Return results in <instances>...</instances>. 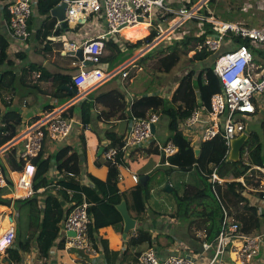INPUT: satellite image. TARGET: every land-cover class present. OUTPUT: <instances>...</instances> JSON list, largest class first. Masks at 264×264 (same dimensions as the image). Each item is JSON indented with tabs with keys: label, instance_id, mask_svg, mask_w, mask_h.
Here are the masks:
<instances>
[{
	"label": "built area",
	"instance_id": "1",
	"mask_svg": "<svg viewBox=\"0 0 264 264\" xmlns=\"http://www.w3.org/2000/svg\"><path fill=\"white\" fill-rule=\"evenodd\" d=\"M62 1L67 3L65 21L69 26L80 21L85 22L91 17L102 18L106 26V30L103 32L84 39L80 43L69 41L62 43L61 50L64 54L76 51L78 48L82 49L83 59L79 61L78 71L72 76L71 86L77 89V93L71 97L72 103L85 98L101 84L118 75L122 79L128 77L131 67L135 66L136 59L143 54L134 56L135 53L111 69L103 70L97 66L103 53L104 43L109 39L121 40L124 28L139 24L144 18H148L151 26H155L153 20H156L162 29L157 32L158 35L154 39L144 45L143 48H146L152 44L156 46L163 39L169 38L176 29L184 24L207 23L212 27V32L207 35L201 45L197 46V49L203 47L211 51L214 73L219 78L221 90L210 96L208 106L193 107L190 114L180 122V128L189 135L194 148H199L200 144L205 141L220 138L226 147L224 159L229 153L232 139L241 133L249 134L246 130L248 119L264 109V64L256 61L254 55L257 51L260 53L259 55L264 56V27L248 28L240 21L227 22L216 17L213 13L203 14L201 10L206 7L209 0H196L191 6H186L184 2L177 0L178 3L182 2V5L177 8L173 6L175 0H59V3ZM36 3V0H4L2 3L1 21L18 43L25 42L30 35L28 20L34 12ZM255 3L258 8L264 9V0H255ZM169 13L172 16L165 20L164 15ZM227 33L247 39L248 45L232 46L233 42L225 38ZM224 45L229 48L222 50ZM85 61L89 64H85ZM35 74L40 76L38 73ZM158 121V113H148L145 117H129L127 130L122 135L121 148L112 145L110 139H107L103 144L102 155L106 162L117 168L125 161V151L131 148H142L146 145L156 147L164 158L177 152L178 147L169 138L153 139L154 133H152L151 126ZM75 123L71 113H63L62 110L55 108L38 117L20 131L12 140L13 142L10 139L1 145L0 189L10 183L5 174V164L1 159V154L9 146L14 142L23 143L19 156L24 160V166L22 171L17 174L19 182L23 187H26V191L20 196L21 198L27 197L32 195L31 182L36 171V165L31 162V159L41 150L43 139L64 142V146L68 145L71 135H79V125ZM119 153H121L120 156ZM245 155L239 161L243 167L247 168L235 179H222L217 173V165L204 171L203 175L207 178L213 193L219 200L217 186L230 181L241 182L244 187L257 192L263 203L262 207H258L260 210L258 213H261L264 208V165L252 164ZM75 176L71 171L65 172V175L59 172L56 181L64 178L75 180ZM139 177L136 173L131 174L135 183H140ZM11 182L17 188L15 179ZM42 190L43 188L39 189V191ZM67 192L72 194L70 190ZM16 198L19 197L16 196ZM82 198L81 203L76 204L73 201L67 203V212L59 223L57 237L53 242L54 245L49 249V254L61 241L62 248L68 251L71 256L73 254L74 264H101L100 257L96 255L88 235L87 207L89 204L83 194ZM220 204L222 221L218 234L213 241L204 240L202 242V247L205 250L211 246L214 248L213 257L208 264H214L220 258L232 239H241L237 249L238 253L247 261H252L260 253L261 247L264 248V233L259 235L242 233L240 224L230 217L226 205L221 200ZM9 217L14 222L11 216ZM69 232L73 234H69ZM14 239L15 222L13 230L9 229L6 234L0 237V262L7 256L8 249L14 245ZM137 262L138 264H196V258L179 250L161 255L156 246L151 245L139 253Z\"/></svg>",
	"mask_w": 264,
	"mask_h": 264
},
{
	"label": "crops",
	"instance_id": "2",
	"mask_svg": "<svg viewBox=\"0 0 264 264\" xmlns=\"http://www.w3.org/2000/svg\"><path fill=\"white\" fill-rule=\"evenodd\" d=\"M3 1L4 0H0V32L6 36L8 45L10 46H8L6 50L7 59L0 64V77L3 76L8 80L10 75H12L13 81L9 88H4V90L0 91V113L15 111L20 115V123L16 126V134L11 139V142H13L12 140L16 138L17 134L30 125V123L55 108L62 110L63 113H71L76 121L75 124L79 125V135H77L78 137L76 135H71L68 145L71 151H76L77 153H81L82 147H84L85 158L84 161L80 162L81 169L77 173L59 168L54 155L64 146V142H53L47 139L45 141L44 149L46 156L51 157L49 170L47 172V177L51 181V186L55 185L57 174L59 172L65 175V172L71 171L76 175L74 177L75 180L89 186H92L93 184L90 180V176L102 180L106 179L108 171L107 162L102 155L103 150L99 153L100 147H102L108 139L105 135L106 131H111L117 136H122L128 127L129 118H122L120 116L121 113H127L126 111H129L128 105L126 104H130L135 98L145 93H156V90L152 92L153 89H140L132 86L130 84L132 79H122L119 75L104 82L88 94L83 100L91 103L90 108L92 113L91 122L88 126L83 127L80 118V104L83 101L72 103V95H68L65 90L60 88L63 84L58 87V83L53 77L67 76L72 78L74 73L79 69L80 60L75 55H72L71 52L65 54L62 52L61 42L64 40L61 39V37L65 35L67 37V40L65 41L80 43L84 39L94 37L106 30L104 20L102 18L91 17L85 22L80 21L77 24L70 25L69 29L66 31L63 28L60 29V23L55 17L51 16L50 12L48 16L40 13L36 3L34 12L28 20V30L30 35L25 42L18 43V41L11 36L7 26L1 21L3 15L1 7ZM175 2L178 4L177 0ZM139 26H142L144 29H139ZM127 29H133L137 39L134 41L127 39L125 35H123V32ZM154 29L155 26H153V30ZM150 30L151 29L148 27L147 23H139L133 27L124 28L121 36L122 38L118 41L121 49L125 48L124 42H128V40L129 42H135L149 34ZM156 32L158 31L156 30ZM42 33H46L47 36ZM51 37H55V39H52ZM115 41L117 40L115 39ZM108 53L109 51L104 48L101 58H104ZM7 60L10 62H7ZM136 60L138 61V58ZM204 63L205 62H194L191 66H194L196 70H198L202 68ZM97 66L103 70L111 69L109 68V63L105 59H100ZM35 73L40 74V76H36ZM180 77L176 79V82H173V84L176 83L174 87L171 85L169 89L166 90L168 92V94H166L167 98L171 97ZM116 89L119 92L116 93ZM111 92H113V94H110ZM120 92L123 96L119 94ZM5 103L7 105H5ZM101 111L105 114H102L103 117L98 119L97 113H101ZM256 115L260 118V116H264V112L259 111ZM251 118L252 117H250L248 121ZM167 122L168 121L165 117L159 115V121L155 124L153 139H168L169 131L167 129ZM260 122L263 123V121ZM1 126L2 122L0 118V127ZM21 127L22 130L19 129ZM80 135L84 137L83 143L81 141L82 139H80ZM22 145L23 143L14 142V144L9 146L1 154V159L5 164V174L10 183L0 189V199H10V204H0V229L1 226L2 229H5V226L8 225V223L11 224L10 227H7L10 229L11 227H14L15 222L14 244L17 243L16 229L19 213L18 208L14 206V200L16 199V196H18L17 192L19 187L16 186L17 188H15V186L11 184V181L14 179L13 174L21 172L24 166V160L19 156ZM152 148L154 147L146 145L142 148H131L125 151V161L117 167V183L121 189H124L126 193H129L132 186L138 184L132 180L131 174L136 173L138 176L146 174L148 175L146 180L148 185L152 186L156 180L160 181L158 189L151 188L150 191V195L152 192H157L158 199H154L153 202H150L149 200L148 209L139 215L135 216L128 209L129 214L135 219V224L134 228L128 232L126 239L122 238V222L99 228L94 233L96 245H93V248L95 249L96 255L100 257L101 264H110L107 253H109L111 257L117 253L116 260H114L115 264H136L137 258L135 257L138 256L137 252L140 253L147 248L149 244L148 242H143L133 246L129 244V240L132 236L137 234V228L142 226L143 230L151 236V241L153 243L151 245L156 246L158 253L161 255H167L179 250L186 255L195 257L196 264H208L213 257L214 248L211 246V248L205 250L202 247V242L204 240L208 241L206 239V227L209 225V221H205L203 217L206 213V209L204 206L199 205L194 208L192 212L184 214L182 217L174 215L175 207L170 203L171 197L170 195L161 192L160 187L162 184H169L170 187L172 185L175 186L176 183L170 182V178L168 177H171L178 172L169 164L168 158H164L158 150L157 152H150L148 150ZM11 160H13V164L11 163ZM11 165H14L16 169L13 170ZM213 165L214 163H209L208 167L211 168ZM159 168H161L162 172H160ZM236 177L238 176H230L229 179H235ZM225 178L222 179H228V177ZM166 180H168V182H165ZM219 186L221 195L220 200L227 205L226 208L230 213V217L238 221L240 225L246 218V213L244 211H248L245 208V205H251L256 208L263 206L257 192L242 185L243 188L239 193L242 194L243 199L236 204L242 203L240 204L241 208H244L245 210H240L235 204V207H233L238 211L234 212L229 204L232 201L230 195L224 194V191L227 190V185L219 184ZM12 187L14 192H4L6 189L10 190ZM67 203L68 202H65L64 207H68ZM9 215H11L14 222L10 219ZM23 215L25 216L26 221L27 218L25 211L22 213V217ZM5 216H8V219L11 221L7 220ZM252 220L254 223V217ZM247 230V228L245 229L241 227V232L245 234L259 235L264 233V230L259 233H249ZM254 230L258 231L260 229L254 227ZM22 231H26V226L25 230L22 229ZM1 236L0 233V237ZM240 242L241 239H232V242L226 248L225 252L221 254L220 258H218L214 264H264V248L261 247L260 253L252 261H247L238 253L237 249ZM61 243L62 242L60 241L57 244L48 257L39 258L34 253H26L22 255L21 261L16 264H74L72 260L73 254L71 256L68 251H65L60 246ZM142 246H144V248H141ZM74 252L77 251L74 250ZM0 264L7 263L5 259H3Z\"/></svg>",
	"mask_w": 264,
	"mask_h": 264
},
{
	"label": "trees",
	"instance_id": "3",
	"mask_svg": "<svg viewBox=\"0 0 264 264\" xmlns=\"http://www.w3.org/2000/svg\"><path fill=\"white\" fill-rule=\"evenodd\" d=\"M181 1L184 2L186 6H191L196 0ZM216 2V0H209L206 7L202 8V13L206 15L213 13L216 17H219L218 12L210 8V5H214ZM58 3L59 0H37V8L40 13L48 16L50 10ZM241 8V5H237L234 8L231 7L227 13L238 12ZM171 16L172 14L169 13L164 15V18L167 20L170 19ZM183 28L184 27H179L170 35L168 38L171 44V46H169V51L158 58V63L162 71L168 73L177 65L180 60V48H183L185 53L194 50V52L189 55L188 62L190 64L194 62H205L203 64L204 66L198 70H196L194 66L187 67L185 73L179 78L178 84L173 90L170 98L166 97L168 92L163 88L159 90L151 88V90L153 89L152 92L156 90V93H145L138 96L130 104H126L128 105L129 111H126L127 113H121L120 116L122 118H129L131 116L145 117L148 113H158L168 121V138L178 147L177 152L168 157L169 164L174 170H177L178 173L188 172L196 168V175L186 182L177 181L175 186H171L172 188L169 192L165 191V185L162 184L160 191L171 195L173 198L174 203H170L175 207L174 215L177 217H182L184 214L192 212L193 209L199 205L204 206L206 213L203 217L205 221H209V225L206 227V239L212 241L217 235L220 228L219 226L221 225L222 210L220 202L213 193L211 185L203 175V172L209 170V163H213L216 159H218V163L215 165L218 167L220 166L224 161L226 147L220 138H215L201 143L199 146L200 151L198 155H195V148L191 145V139L189 135L180 128V122L190 114L193 107L202 105L208 106L210 96L220 91L221 86L219 78L214 73L213 64L207 65L209 58L212 57L211 51L203 47L197 49V46L201 45L207 35L212 32V27L207 23H194L192 30H185ZM152 30L153 29L150 30L149 34L137 41H128L124 42V44H129L134 50L138 49L158 35L156 30ZM42 34L47 36L46 33ZM225 38L233 42L232 46L239 44L248 45L247 39L233 33H227ZM118 41L119 40L115 41L109 39L104 43V48L107 49L109 53L104 58L102 57L101 60L106 58L112 59L114 52H121ZM7 46L8 40L6 36L0 32V64L7 59ZM154 49L151 48L148 50L138 58V61L150 57ZM256 54L260 53L256 51L254 53L255 57ZM127 58L123 59L121 62ZM7 62L10 61L7 60ZM114 66H117V64ZM53 78L58 83V87L64 83L72 85V78L67 76H54ZM12 81V75H10L8 80L1 76L0 91L4 90V88H9L12 85ZM117 92L119 91L117 90L116 93ZM110 94H113V92ZM119 94L123 96L121 92ZM5 105L7 104L5 103ZM90 106L91 103L88 101H83L80 104V118L83 127L88 126L91 122L92 113ZM257 113H259V111ZM102 114L105 113L102 111L101 113H97V118L100 119L103 117ZM0 115L2 122V126L0 127L1 146L15 136L16 126L20 123V115L15 111H6L0 113ZM251 134L250 137L249 133L250 140L246 141L241 149L240 158L247 153V157L252 164L263 166L264 145L258 136L254 133ZM105 135L110 139L112 145L121 148L123 143L122 136H117L111 131H106ZM80 139H82L81 141L83 143L84 137L82 135H80ZM45 141L46 138L43 139L41 150L31 159V162L36 165V171L31 182L32 195L23 198L19 197L14 200V206L17 207L19 211L16 229L17 243L12 245L7 251V256L5 257L7 264H16L20 262L22 255L26 253H34L39 258L48 257L49 249L57 237L59 223L67 212L66 207H64L65 202L73 201L76 204L81 203L83 199L82 194L89 204L87 207L89 216L88 235L92 245H96L94 233L99 228L122 222L121 214L116 207L122 198L126 200L128 209L135 216L148 209L151 186L148 185L147 182L144 185L138 183L132 186L129 193H126L117 183L118 169L109 163H107L108 171L106 179L102 180L90 176V180L93 183L92 186L80 183L72 178L57 180L55 186H51V181L47 177L51 157H47L45 154ZM148 150L150 152H157L156 147ZM120 155L121 153H119V156ZM54 156L59 168L77 173L81 169L80 162L84 161L85 150L84 147H82L81 153H77L76 151H71L69 145H65L60 148ZM11 163L13 164V160H11ZM234 163H238L239 165V176L247 167L241 168L239 162ZM12 169H16L14 165ZM165 182H168V180ZM226 185L227 190L224 191V194H229L231 200L234 198L237 202L243 199L242 194L239 193L243 188L241 182L230 181L227 182ZM41 188H43V190L39 191ZM67 190H70L72 194H68ZM216 190L218 197H220L219 185ZM4 192H11V190L6 189ZM0 204L9 205L10 199H0ZM245 208L254 216V223L252 220L253 227L257 229L263 228L264 230V208L261 213L257 212L258 208L251 205H245ZM24 211L26 212L27 218L26 233L21 230V221L19 220ZM5 218L9 220L8 217L5 216ZM143 242H148L149 246L153 244L151 236L143 230L141 226L137 228V234L130 238L129 244L135 246ZM60 246L62 247V243ZM137 255H139V252H137ZM135 258H137V256Z\"/></svg>",
	"mask_w": 264,
	"mask_h": 264
},
{
	"label": "rangeland",
	"instance_id": "4",
	"mask_svg": "<svg viewBox=\"0 0 264 264\" xmlns=\"http://www.w3.org/2000/svg\"><path fill=\"white\" fill-rule=\"evenodd\" d=\"M216 1H217L216 4L210 5V8L213 11L218 12L220 19H223L227 22L240 21L248 28L264 27V9L258 8L257 3H255V0H216ZM179 5H182V2L178 3V4L176 2H173V6L175 8L179 7ZM237 5H241L242 8L240 11L227 13L231 9V7L234 8ZM153 24L155 25V29L157 31H159V30L161 31L162 27L158 26L156 20H153ZM181 27H184L183 29H185V30H192L193 29L192 28L193 23L184 24ZM150 29H153V26ZM163 40L159 44H156V46H154L152 48V49H154V48L155 49L152 50L150 57L144 58L143 60H139V61L135 62V66L131 67V70H130L126 80L132 79V82L130 83L132 86H135V87L140 88V89H147V88L151 89V88H153V89L159 90L160 88H163L164 90H168L171 85H173V87H174V85L176 83L173 84V82H176L177 81L176 79L185 73L186 68L189 66L191 67L192 64H190L188 62V57L192 52L187 51V53H185L184 52L185 50L183 48H180L181 49V50H179L180 60H179L178 64L175 65L171 69V71L168 73H165L164 71H162L161 66L158 63V58L161 57L162 55L166 54L170 49L169 46H171V44L169 42L170 39L168 40V38H165L164 42H163ZM144 45H142L138 49L134 50L129 46V44H126L124 46L125 48H123V49L120 48L121 52H114L111 61L108 58L105 59L109 63V68L120 63L123 59L127 58L129 55L134 54V52L137 53V51L143 49ZM228 48H229V46L224 45L222 47V50H227ZM256 61H258L261 64H264V56L256 54ZM212 62H213V57H210L207 65L212 64ZM261 111L264 112V109L260 110V112ZM260 121H264V116H260V118H259L258 115H253V117L249 121H247V127H246L247 129L246 130L250 133V137L252 135L251 133H254L256 136H258L260 138L262 144L264 145V125ZM19 129L22 130V127ZM250 137L248 138V141L250 140ZM245 154L244 155L247 156V153H245ZM154 161H155V157H154ZM238 162L240 163L241 168H243V165L241 164V162L240 161H238ZM213 163H214V165L217 164L218 159H216ZM208 168H210V167H208ZM159 170H160V172H162L161 168H159ZM195 170H196V168H193L188 172L173 174L171 177H168V178H170V182H172V183H176L178 180H181V182H186L190 178L195 177V175H196ZM217 173L220 177H222V178L228 177V179L230 178V176L231 177L238 176L239 165H238V163H234V161L229 160L228 155H227V157L224 159V161L218 167ZM159 185H160V181L156 180L155 183L151 186V188L158 189ZM10 190L14 192L13 187ZM158 192H159V190H158ZM17 197H21V196H17ZM170 197H171V195H170ZM154 199H158L157 192H152L150 195V199H149L150 202L151 201L153 202ZM170 200L172 203H174V200L172 197L170 198ZM221 202H223V201L221 200ZM237 202L234 198H232V201L229 203L231 205V207L233 208V209L231 208L232 211H234V212L238 211V210L234 209L235 204ZM224 204H225V202H224ZM240 204H242V203H240ZM240 204L238 203L236 205L239 207L240 210L244 211L245 209L241 208ZM259 211L260 210H257V212H259ZM5 212H6V210H5ZM244 212L246 213L245 214L246 218L244 219L243 222H241L240 228L241 227L245 228V229L248 228L247 232H249V233H251V232L252 233L263 232V228H261L258 231L254 230L253 223H252V219L254 216L251 214L250 211H247V212L244 211ZM9 216H11V215H9ZM19 220L21 221V226H20L21 230L22 229L25 230V226H26L25 216L23 215V217H20ZM1 228H2V226H1ZM141 248H144V246H142ZM116 256H117V253H115L113 257H111L109 255V253H107V257L109 259L110 264H115L114 260H116ZM136 264H138V262Z\"/></svg>",
	"mask_w": 264,
	"mask_h": 264
},
{
	"label": "water",
	"instance_id": "5",
	"mask_svg": "<svg viewBox=\"0 0 264 264\" xmlns=\"http://www.w3.org/2000/svg\"><path fill=\"white\" fill-rule=\"evenodd\" d=\"M66 5H67V3L65 1L58 3L55 7H53L50 10V14H51V16H53L57 19V21L60 23L61 28H63L64 30L67 31L69 29V25L65 21ZM51 38L55 39V37H51ZM61 39H63L65 41V40H67V37L65 35H63L61 37ZM153 46H154L153 44L149 45L148 47L143 48L140 51H138L135 55L139 56L141 54H144V52H147ZM70 52L72 55H75L79 60L83 59L81 48H78L76 51H70ZM84 63L89 64L87 61H85ZM60 88L65 90L68 93V95H73V94L77 93V89L75 87H72L69 84H63V85H61ZM83 100H84V98H81L79 101H83ZM151 130H152V133H155V125L151 126ZM248 138H249V134L241 133L240 135H238L232 139L230 150L228 153V159L229 160H232L234 162H238L240 160L241 149H242L244 143L246 141H248ZM102 150H103V146L100 147L99 153ZM199 151H200V149H195V155H198ZM147 178H148V175H146V174L140 175V177H139L140 184L144 185L146 183ZM165 190H167V191L171 190V187L169 184L165 185ZM116 207H117V209L120 212L121 217H122V223H123L122 238L126 239L128 232L134 228L135 219L129 214L127 204H126V201L124 198L121 199L120 203L117 204ZM69 234H73V233L69 232Z\"/></svg>",
	"mask_w": 264,
	"mask_h": 264
},
{
	"label": "bare ground",
	"instance_id": "6",
	"mask_svg": "<svg viewBox=\"0 0 264 264\" xmlns=\"http://www.w3.org/2000/svg\"><path fill=\"white\" fill-rule=\"evenodd\" d=\"M141 23H147L148 24V27H152L151 26V24H150V22H149V19L148 18H144V19H142V21H141ZM135 26V25H134ZM133 27V26H132ZM139 29H142L143 27L142 26H139L138 27ZM146 28V27H145ZM144 29V28H143ZM122 32H123V30H122ZM123 35H125V37L127 38V39H129V40H132V41H134L135 39H137L136 38V36H135V34H134V30L133 29H130V30H125L124 32H123ZM138 35V34H137ZM18 177H19V175L18 174H13V178L15 179V181H16V186H18L19 187V189H18V192H17V195L18 196H20V195H23L24 194V192L26 191V187H23L22 186V184L19 182V179H18ZM11 226V224L10 223H8V225H6L5 226V229L3 228H1L0 229V233H1V235H3V234H6L8 231H9V229L7 228V227H10ZM13 228L14 227H11L10 229L11 230H13Z\"/></svg>",
	"mask_w": 264,
	"mask_h": 264
}]
</instances>
